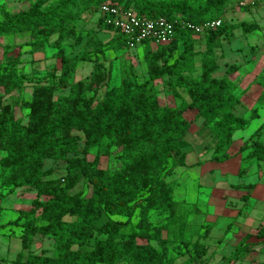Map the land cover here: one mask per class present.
Instances as JSON below:
<instances>
[{
    "label": "trees",
    "instance_id": "16d2710c",
    "mask_svg": "<svg viewBox=\"0 0 264 264\" xmlns=\"http://www.w3.org/2000/svg\"><path fill=\"white\" fill-rule=\"evenodd\" d=\"M234 1L238 0H35L27 12L5 14L0 38L30 33L31 40L24 44L31 48L28 53L47 45L57 50L53 57L60 62L46 76L31 78L18 68L27 52L11 54L12 46L0 42V202L18 189L36 191L29 210H18L17 217L6 224L0 220V229L8 227L9 236L20 240L21 249L11 264H208L207 240L216 223H203L190 235V217L201 212L182 210L173 178L179 167L187 166L189 112L202 119L201 133L212 126L210 162L216 164L232 159L229 150L235 133L260 116V108L248 117L234 111L240 98L231 93L230 77L238 65L228 66L221 78L214 76L223 58L216 47L232 34L229 26L223 21L206 31L201 36L204 49L197 45L200 36L189 28L223 20ZM109 3L140 17H164L174 24L170 43L140 44L144 80L129 64L119 84L112 85V65L107 69L100 57L106 51L117 54L129 49L128 38L102 18L97 24L112 31L113 37L106 44L94 40L93 50L79 58L68 55L70 39H76L75 44L83 41L77 36L76 22L84 14H98ZM241 27L243 34L260 29L247 22ZM53 36H57L54 42ZM79 61L93 63L94 70L88 78L74 81ZM161 80L177 98L185 91L188 100L162 106L156 92ZM28 83H33L32 93L23 103L20 95ZM15 92L20 93L19 99L6 102ZM18 104L28 110L25 118L17 117ZM263 130L264 124L251 136L249 146L240 148L241 153L247 151L245 163H264ZM104 150H111L115 165L100 167V158L107 155ZM48 160L65 163V174L52 178L53 170H45ZM82 181L91 188L88 196L84 191L72 193ZM254 187L235 185L248 191ZM250 198L249 193L241 196L246 204ZM241 210L238 216L244 213ZM3 212L0 203V217ZM37 236L54 240L56 256L34 253ZM258 244L264 245V225L254 234L246 233L226 261H243ZM180 257L186 259L178 263Z\"/></svg>",
    "mask_w": 264,
    "mask_h": 264
},
{
    "label": "rangeland",
    "instance_id": "374dc122",
    "mask_svg": "<svg viewBox=\"0 0 264 264\" xmlns=\"http://www.w3.org/2000/svg\"><path fill=\"white\" fill-rule=\"evenodd\" d=\"M34 1L0 0V4H3L4 8L3 11L0 10V23L5 21L6 13L16 16L29 11ZM241 2H243V5L240 4ZM233 6L227 11L226 17L223 19L232 34L220 40L216 47L217 53L223 54V58L218 60L219 69L214 76L221 78L228 66L238 65L239 70L230 77L232 80L231 93L240 98V102L236 105L234 111L238 116L248 117L254 108H260V116L252 120L245 129L235 133L234 144L229 150L233 155L232 159L216 164L210 162L213 151L210 136L212 126L201 133L202 119L197 120L194 113L189 112L187 117L192 122V128L187 138L190 142V148H188L186 159L187 166L179 167L173 178L176 182L175 197L181 202L182 210H199L201 212L200 214L193 212L190 217L189 233L191 236L200 229L203 223L208 221L216 223L211 238L207 240L210 247L206 256L208 264H264V245L262 244L255 245L252 253L243 261L232 263L226 261V258L234 253L235 247L246 232L249 231L253 234L256 232L257 222L260 219L254 217V215L250 217L249 208L256 209V205L260 206L258 202L263 201L264 203V163L259 166V163L255 161L245 163L243 158L247 151L240 152V148L248 145L251 136L264 124V101H259L261 96L264 97V0H238ZM246 6L248 9H245ZM101 18L104 20L101 13H87L82 15L76 22L77 36L83 38V41L80 44H75L76 39L68 41L67 51L71 58H79L85 51L93 50L91 43L94 40L99 39L106 44L113 37L114 33L112 31L107 30L104 26L99 27L97 24ZM243 22L256 23L260 29L243 34L241 27ZM90 31H92L91 36L88 35ZM56 38L57 36H53L51 41L54 42ZM196 38L199 48L204 49V38L201 36ZM30 40V33L0 38L1 44L12 46L11 54L18 55L21 52H27L22 56V63L18 67L21 73L31 78H38L46 76L55 67H60V62L53 57L57 50L47 45L42 49L39 48L36 53H28L31 48L24 44ZM2 53L3 50L1 49L0 60L2 59ZM142 58L143 46L139 45L134 49H126L117 54L106 51L100 57V60L105 63L107 69L111 63L112 85H118L125 76L129 64L134 65L135 71L141 80L147 77ZM197 64L199 65L200 62L198 61ZM93 70V63L79 61L73 80L86 79ZM32 88L33 83H28L21 95L19 92H15L12 96L6 97L5 101L11 103L13 100L19 99L20 95L24 103V101L30 99ZM156 92L162 106H178L183 99L188 100L187 94L182 90L180 91L181 97H175L164 80L156 83ZM58 95L56 94V96ZM15 107L17 117L25 118L28 110L21 108L19 104ZM262 134L261 140L264 142V130ZM104 153H107V155L100 158V167L107 168L115 165L116 161L111 156V150H104ZM89 158L92 160L93 156L91 155ZM246 166H248L247 169ZM65 167L66 164L63 162L48 160L45 163V170H53L52 178L63 176ZM238 184H254L255 188L253 191H247L245 188L237 189L235 185ZM80 191H84V194L88 196L91 188L82 181L72 190V193ZM247 193H251L252 196L246 204L245 200H241V196ZM35 197L36 191L27 188L6 194L0 202L4 207V212L0 217L1 223L6 224L14 220L20 209L29 210ZM239 207L244 210L245 215L242 221L244 223L240 226H238V221L234 219ZM154 221L155 223L161 222L160 219ZM232 221H234L233 227L235 229L226 235L223 243L218 244V239L224 235L228 224ZM260 222L264 225V219ZM9 232L8 227L0 229V264L10 263L9 259H15L17 252L21 249L20 240L16 237H14L15 239H9ZM33 251L36 254L45 253L47 256H56L57 254L54 240L42 238L41 236L35 238ZM185 259V257H180L178 263Z\"/></svg>",
    "mask_w": 264,
    "mask_h": 264
},
{
    "label": "built area",
    "instance_id": "2783aa9c",
    "mask_svg": "<svg viewBox=\"0 0 264 264\" xmlns=\"http://www.w3.org/2000/svg\"><path fill=\"white\" fill-rule=\"evenodd\" d=\"M243 5V2L240 3ZM104 23L120 30L128 38L129 49H134L144 41L166 45L175 35L174 24L164 18L149 19L138 16L132 10H121L113 4H105L100 8ZM223 20L209 22L203 25L190 24L189 28L197 35L204 36L206 31L221 26Z\"/></svg>",
    "mask_w": 264,
    "mask_h": 264
},
{
    "label": "crops",
    "instance_id": "0c3cea01",
    "mask_svg": "<svg viewBox=\"0 0 264 264\" xmlns=\"http://www.w3.org/2000/svg\"><path fill=\"white\" fill-rule=\"evenodd\" d=\"M231 9V8H230ZM226 17V16H225ZM226 19V18H225ZM153 46H155V45H153ZM255 188V187H254ZM254 189H252V190H250V191H253ZM248 191V190H247ZM250 195L252 196V194L250 193ZM258 203H260V206H255L256 207V209H252V207H250L249 208V211H248V213H249V216L251 217V215L253 216L254 215V217H256L257 219H260V220H263L264 219V206H263V201H260V202H258ZM239 209H240V207H239ZM251 212V213H250ZM244 218H245V215H244V213H242V216L241 217H239L237 214H236V218H234V219H236L237 221H238V226H240L241 224L243 225V223L244 222H242L243 220H244ZM240 219V220H239ZM260 220H259V222H257L258 223V225L256 226V229L260 226V225H263V224H261V222H260ZM235 221V220H234ZM244 227H246L245 225H244ZM233 229H235V227H232V230ZM236 229H238V228H236ZM249 229V228H248ZM246 233H251V232H246ZM9 236V235H8ZM15 239L13 236H9V239ZM18 239V238H17ZM19 240V239H18ZM253 240H255V239H252V241ZM20 251V250H19ZM18 251V252H19ZM8 252H9V250H8ZM17 252V253H18ZM14 258H10L9 260L11 261V260H13ZM6 264H11V263H9V262H5Z\"/></svg>",
    "mask_w": 264,
    "mask_h": 264
}]
</instances>
